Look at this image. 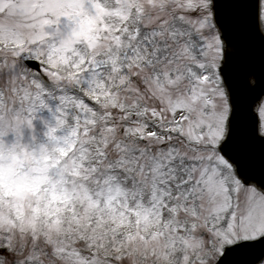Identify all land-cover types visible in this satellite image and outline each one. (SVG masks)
<instances>
[{"label": "snow or ice", "instance_id": "6c2138e0", "mask_svg": "<svg viewBox=\"0 0 264 264\" xmlns=\"http://www.w3.org/2000/svg\"><path fill=\"white\" fill-rule=\"evenodd\" d=\"M0 264H264V0H0Z\"/></svg>", "mask_w": 264, "mask_h": 264}]
</instances>
